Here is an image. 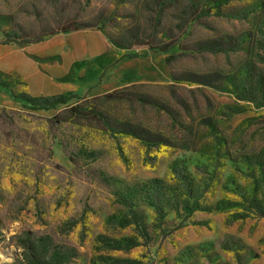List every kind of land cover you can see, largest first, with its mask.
Segmentation results:
<instances>
[{"label":"rangeland","instance_id":"374dc122","mask_svg":"<svg viewBox=\"0 0 264 264\" xmlns=\"http://www.w3.org/2000/svg\"><path fill=\"white\" fill-rule=\"evenodd\" d=\"M217 1L0 0V45L81 26L139 56L47 111L0 75V264H264V0Z\"/></svg>","mask_w":264,"mask_h":264},{"label":"crops","instance_id":"0c3cea01","mask_svg":"<svg viewBox=\"0 0 264 264\" xmlns=\"http://www.w3.org/2000/svg\"><path fill=\"white\" fill-rule=\"evenodd\" d=\"M122 55L99 30L58 32L37 43L0 45V75L19 79L23 92L32 97L80 93L75 85L83 88L81 93L94 92L95 83H86L91 69L97 71L99 84L108 72L129 63ZM81 67L86 71L76 70ZM127 80L122 76L117 83Z\"/></svg>","mask_w":264,"mask_h":264},{"label":"trees","instance_id":"16d2710c","mask_svg":"<svg viewBox=\"0 0 264 264\" xmlns=\"http://www.w3.org/2000/svg\"><path fill=\"white\" fill-rule=\"evenodd\" d=\"M228 1L229 0H218L215 3V7H219L221 5H224ZM82 29H86V28H83L81 26H77V27H74L72 29L60 30L59 32L78 31V30H82ZM27 43H30V42H27ZM164 51H167V50H164ZM122 57H127V58L133 59V58H138L139 56H136V55H131V56L130 55H122ZM71 96L74 97V98L77 97L76 95H71ZM27 99L31 100V98H28V97H27ZM32 102H33L32 103V107H33L32 109H34V110H45V111L53 109L57 105L64 103V101L62 100V96L61 95L53 96V97H50L49 99L39 98L38 100H33ZM152 183L154 184L155 192L158 191L159 187L156 186L157 183H159L158 180H155V182L153 181ZM189 195H192V194L189 192ZM192 198H193V202L191 204L186 203L182 207L183 211L187 215H190V214L200 210V203H199L200 196H192ZM146 199H147L146 201H147L148 205L151 208H153V210L156 213L157 217L160 220H162L164 218L165 212H164V208H163V204H162L161 199L158 198V197H155V196H150L149 198H146ZM126 206L128 208V214L130 216V223H132L137 230H140L141 229V224H140L141 220H140V217L136 214V212L132 208V203H128ZM250 207L256 213H258V215L260 217H264V210H262L260 208V205L254 199H252L250 201ZM32 264H47V262L45 261L44 258L35 256V258L32 261ZM121 264H140V263H137L135 261L127 260V261H123Z\"/></svg>","mask_w":264,"mask_h":264}]
</instances>
